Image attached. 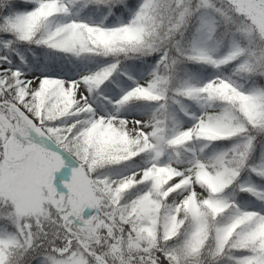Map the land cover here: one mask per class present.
Returning <instances> with one entry per match:
<instances>
[{
	"label": "snow or ice",
	"instance_id": "obj_1",
	"mask_svg": "<svg viewBox=\"0 0 264 264\" xmlns=\"http://www.w3.org/2000/svg\"><path fill=\"white\" fill-rule=\"evenodd\" d=\"M0 264H264V0H0Z\"/></svg>",
	"mask_w": 264,
	"mask_h": 264
}]
</instances>
